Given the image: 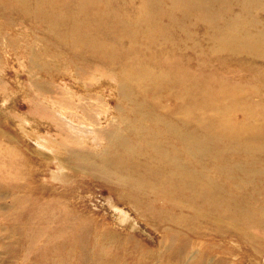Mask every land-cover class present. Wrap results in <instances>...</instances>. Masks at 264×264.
Masks as SVG:
<instances>
[{
    "label": "rangeland",
    "instance_id": "rangeland-1",
    "mask_svg": "<svg viewBox=\"0 0 264 264\" xmlns=\"http://www.w3.org/2000/svg\"><path fill=\"white\" fill-rule=\"evenodd\" d=\"M215 25L264 32V0H0V264H264L262 212L254 227L179 208L133 138L153 120L229 133L241 98L264 126V47Z\"/></svg>",
    "mask_w": 264,
    "mask_h": 264
},
{
    "label": "bare ground",
    "instance_id": "bare-ground-1",
    "mask_svg": "<svg viewBox=\"0 0 264 264\" xmlns=\"http://www.w3.org/2000/svg\"><path fill=\"white\" fill-rule=\"evenodd\" d=\"M96 1L102 8L106 4L110 5L111 3V0ZM97 11L101 16L112 17L108 12L102 11L101 8H97ZM99 14L98 16L100 17ZM95 15V13L88 14L90 18H94ZM76 24L81 23L78 22ZM233 24H237V22ZM56 26L57 24H54L55 29H57ZM216 27L215 25L214 39L218 41H222L223 38L238 42L247 40L250 44L249 47L253 43L259 45V47H264V32L257 35L249 33L245 39H240L241 33L233 31L229 25L226 26L228 31L219 30ZM69 36L70 32H67V37ZM78 43L87 45V37H74L73 40L69 39L68 41V44L71 45ZM243 44L244 42L237 43L238 46L233 47V49L238 50ZM103 59L106 58L104 57ZM166 66L168 67V62ZM145 71L139 70L138 73H134V77H145ZM158 78L159 80H153L154 84H166L165 77ZM147 83H142V85L144 86ZM228 87L229 89L232 87L233 90H239L237 84ZM191 88L193 87L191 86ZM196 90L199 92L198 89ZM229 94L230 91L226 92L225 97ZM238 103L242 104L245 109V119L238 126H228L226 122L227 129L231 127L229 133H220V131L212 129L209 132H202L203 134H196L188 128L183 131V134L175 126L167 128L160 125L157 120H153L152 129L149 127L148 129H143L145 124L143 122L139 123V126L134 129L133 138L138 144L146 142L155 151L154 159L161 162L157 168L160 170L158 181L162 186L166 185V194L173 198L175 205L179 208L189 207L196 217L203 215L215 217L216 214L218 219H223L224 214L229 213L224 218L227 221H229L231 215L239 214L244 216L250 223L253 222L254 227H257L262 223L260 219L251 214H254V212L260 214L262 212L264 215V191L259 188V186H264L262 185L264 183V166L262 167L259 164L261 160H264V126L255 121L260 118L257 115L256 108L245 102L244 98L234 101L232 105ZM225 112L223 111V113ZM157 126V130H154ZM144 135L149 140L143 137ZM156 137H161L163 144L157 142L154 139ZM119 142L122 148L121 151L131 155L132 146L123 137L119 139ZM170 143H172V146L183 145L181 150L188 156L187 160L181 158L177 149H170L168 147ZM235 156H243V158H236ZM205 159H207V162L204 161ZM208 161L213 163V165H207ZM134 162L137 163V160L135 159ZM158 181L157 183H159ZM151 185L155 187L154 184ZM177 189L178 193L176 194ZM257 195L260 197H257ZM251 207L254 208L253 211L256 208L258 211H250ZM223 208H227V210L223 212ZM177 219L183 220L184 217L180 215ZM188 227H193V224L191 223Z\"/></svg>",
    "mask_w": 264,
    "mask_h": 264
}]
</instances>
